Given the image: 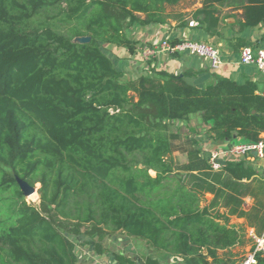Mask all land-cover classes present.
Listing matches in <instances>:
<instances>
[{"label": "trees", "instance_id": "16d2710c", "mask_svg": "<svg viewBox=\"0 0 264 264\" xmlns=\"http://www.w3.org/2000/svg\"><path fill=\"white\" fill-rule=\"evenodd\" d=\"M170 19L196 20L215 38L208 42L240 53L259 45L222 31L264 24V0H0V264H77L80 235L116 232L175 256L172 264L243 258L232 250L242 232L215 208L216 182L235 168L253 172L241 162L216 171L209 161L199 173L193 164L182 172L174 157L181 136L171 126L198 114L219 142L258 141L264 91L217 73L198 87L191 70L153 67L127 79L105 51L136 53L127 32ZM20 181L40 184L38 203ZM206 191L215 198L203 204ZM144 264L165 263L147 256Z\"/></svg>", "mask_w": 264, "mask_h": 264}, {"label": "crops", "instance_id": "0c3cea01", "mask_svg": "<svg viewBox=\"0 0 264 264\" xmlns=\"http://www.w3.org/2000/svg\"><path fill=\"white\" fill-rule=\"evenodd\" d=\"M200 6L199 2L195 7L181 11L192 13ZM228 11L231 9L226 8L225 12ZM189 18L186 16V19ZM233 20L230 19V22ZM194 21L193 26L190 24L181 25L180 19H170L165 24L134 26L127 34L132 40L138 42L136 53H131L126 47L114 45L109 46L105 51L112 58L117 69L124 72L127 79H135L141 75L149 76L153 67L171 73H183L186 70H191L196 75L189 77L188 80L198 87H204L212 79V73H217L239 83H243L247 79L254 80L258 82L260 90L264 91V74L259 71L256 65L242 63L240 53L228 51L224 40L218 43L223 63L217 69L211 67L208 59L190 54L170 55L162 52L149 62L143 60L139 53L140 48L164 38L213 42L215 38H210L200 27L199 22ZM222 33L228 38L233 35L241 36L251 42H257L259 47L264 48V24L262 23L248 27L240 33H237L232 27L226 26ZM209 127L210 125L205 124L198 114L192 115L187 121H176L172 124L171 129L181 136L175 142L174 157L182 172L187 169L188 165L193 164L196 168L194 172L199 173L206 166L212 151L247 142L241 137L219 142L208 132ZM229 162H234V164L241 162L245 169L253 172L248 176L245 173L246 170L241 172L239 168H235L234 171H226L224 176L222 175V181L216 182L217 191L221 192L218 198L219 204L215 207L216 210L226 214L229 217V224L243 234L242 243L232 249L236 258L241 259L252 249L254 237L264 231V158L231 154L224 161V165ZM240 172L242 176L239 175ZM226 196H229L230 200L232 199L229 204H225ZM204 198L203 204H208L215 198V193L206 191ZM93 241L101 243V251L97 249ZM76 243L77 264H118L116 254L128 256L134 264H144L147 256L157 257L165 264H172L176 261L175 256L156 250L146 240L123 232L107 234L102 238H92L82 234ZM177 260H182V258L179 257ZM259 264H264V255L259 258Z\"/></svg>", "mask_w": 264, "mask_h": 264}, {"label": "built area", "instance_id": "2783aa9c", "mask_svg": "<svg viewBox=\"0 0 264 264\" xmlns=\"http://www.w3.org/2000/svg\"><path fill=\"white\" fill-rule=\"evenodd\" d=\"M192 20L190 25H194ZM162 52L170 55L190 54L205 58L210 61L211 67L219 68L223 63L221 51L213 44L206 40L183 39L172 40L164 38L156 43L146 44L139 50L141 57L145 62H149L156 58ZM241 62L244 64H254L259 71L264 74V48L245 47L240 52ZM231 154H239L243 156L251 155L264 158V137L255 142H243L235 144L230 148L217 149L210 153L208 161L211 167L219 170L223 167L224 161ZM264 255V231L254 237L252 249L237 264H259V258Z\"/></svg>", "mask_w": 264, "mask_h": 264}, {"label": "water", "instance_id": "95a60500", "mask_svg": "<svg viewBox=\"0 0 264 264\" xmlns=\"http://www.w3.org/2000/svg\"><path fill=\"white\" fill-rule=\"evenodd\" d=\"M81 41H89L90 38L89 37H83V38H80ZM20 184H21V187H22V190L25 192V193H31V192H34L35 191V187L34 186H31L29 185L27 182H24V181H20Z\"/></svg>", "mask_w": 264, "mask_h": 264}, {"label": "rangeland", "instance_id": "374dc122", "mask_svg": "<svg viewBox=\"0 0 264 264\" xmlns=\"http://www.w3.org/2000/svg\"><path fill=\"white\" fill-rule=\"evenodd\" d=\"M39 187H40V184H37L35 186V192H37V194H38V197L37 198H33L32 195H30L28 193H25V196H26L27 201H29L31 203H38L39 202V199H40V195L38 193V188Z\"/></svg>", "mask_w": 264, "mask_h": 264}, {"label": "bare ground", "instance_id": "6f19581e", "mask_svg": "<svg viewBox=\"0 0 264 264\" xmlns=\"http://www.w3.org/2000/svg\"><path fill=\"white\" fill-rule=\"evenodd\" d=\"M29 194L32 195L33 198H37L38 197V194L35 191L34 192H31Z\"/></svg>", "mask_w": 264, "mask_h": 264}]
</instances>
